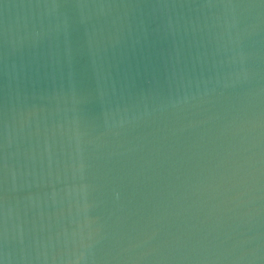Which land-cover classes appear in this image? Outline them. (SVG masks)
I'll use <instances>...</instances> for the list:
<instances>
[{
    "label": "water",
    "instance_id": "obj_1",
    "mask_svg": "<svg viewBox=\"0 0 264 264\" xmlns=\"http://www.w3.org/2000/svg\"><path fill=\"white\" fill-rule=\"evenodd\" d=\"M0 264H264V0H0Z\"/></svg>",
    "mask_w": 264,
    "mask_h": 264
}]
</instances>
